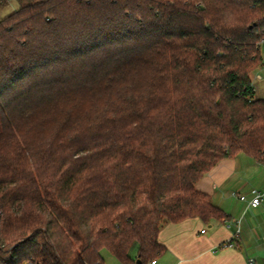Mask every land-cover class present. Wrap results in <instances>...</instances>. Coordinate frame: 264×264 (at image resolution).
<instances>
[{
    "label": "trees",
    "instance_id": "1",
    "mask_svg": "<svg viewBox=\"0 0 264 264\" xmlns=\"http://www.w3.org/2000/svg\"><path fill=\"white\" fill-rule=\"evenodd\" d=\"M9 0H0V7ZM0 18V264H149L196 184L264 165V0H14Z\"/></svg>",
    "mask_w": 264,
    "mask_h": 264
},
{
    "label": "crops",
    "instance_id": "2",
    "mask_svg": "<svg viewBox=\"0 0 264 264\" xmlns=\"http://www.w3.org/2000/svg\"><path fill=\"white\" fill-rule=\"evenodd\" d=\"M196 188L209 194L227 218L210 223L194 218L164 224L159 242L166 252L157 264H247L249 258L264 264V165L238 153L221 160ZM234 192L246 200L234 197ZM257 193L262 195L260 206L249 207L248 202ZM238 222L240 238L235 240L236 246H223L236 232Z\"/></svg>",
    "mask_w": 264,
    "mask_h": 264
},
{
    "label": "rangeland",
    "instance_id": "3",
    "mask_svg": "<svg viewBox=\"0 0 264 264\" xmlns=\"http://www.w3.org/2000/svg\"><path fill=\"white\" fill-rule=\"evenodd\" d=\"M9 4L7 6L0 7V18L5 17L12 12H14L18 5L14 2V0H9ZM262 56L264 59V45L262 46ZM255 86L257 90V96L259 98L264 99V60L263 65L259 66L255 71ZM102 256L105 260V264H121L112 254L109 250L103 249L102 250Z\"/></svg>",
    "mask_w": 264,
    "mask_h": 264
},
{
    "label": "built area",
    "instance_id": "4",
    "mask_svg": "<svg viewBox=\"0 0 264 264\" xmlns=\"http://www.w3.org/2000/svg\"><path fill=\"white\" fill-rule=\"evenodd\" d=\"M262 45H264V41H262ZM255 79H256V78H255ZM253 83L255 84L254 79H253ZM232 195H233L234 197H237V196H238L236 192L232 193ZM238 197H239V199L242 200V201H245V200H246V197H245V196H238ZM261 202H262V195H261L260 193H257V194H255V195L253 196V198L248 202V206H249V207H253V208H257V207L260 206ZM236 227H237V228H236V232L234 233V235H233L229 240H227V242L224 243L223 246H225V247H230V248L236 246V244H235V240H238V239L240 238V222L236 223ZM202 232H205V231L203 230ZM25 264H32V263H30V262H26ZM149 264H157V261L154 260V261L150 262ZM247 264H257V263H256V260H255V259H253V258H249V259L247 260Z\"/></svg>",
    "mask_w": 264,
    "mask_h": 264
}]
</instances>
